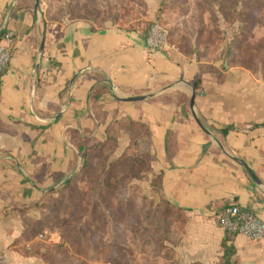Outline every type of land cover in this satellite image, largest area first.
Returning <instances> with one entry per match:
<instances>
[{"label":"crops","instance_id":"crops-1","mask_svg":"<svg viewBox=\"0 0 264 264\" xmlns=\"http://www.w3.org/2000/svg\"><path fill=\"white\" fill-rule=\"evenodd\" d=\"M34 4L0 0V31L12 32L11 59L0 72L7 264L38 263L55 238L33 230L48 218L44 200L109 140L110 161L149 154L161 196L186 218L184 264H220L221 208L236 204L264 221V55L236 53L223 40L209 52L149 51L142 27L45 24ZM137 96L144 99L128 100ZM225 126L232 128L222 134ZM228 243L236 264H264V239L236 234Z\"/></svg>","mask_w":264,"mask_h":264},{"label":"rangeland","instance_id":"rangeland-1","mask_svg":"<svg viewBox=\"0 0 264 264\" xmlns=\"http://www.w3.org/2000/svg\"><path fill=\"white\" fill-rule=\"evenodd\" d=\"M38 4L45 24L87 20L96 26H139L146 36L151 24L158 22L175 51L209 52L223 40L233 43L236 53L264 55V0H38ZM114 146L109 140L91 150L69 183L44 200L48 218L33 230H46L47 238L51 233L55 238L42 256L38 252L34 264H184L186 218L161 196L159 176L150 173L149 154L132 151L110 161Z\"/></svg>","mask_w":264,"mask_h":264},{"label":"built area","instance_id":"built-area-1","mask_svg":"<svg viewBox=\"0 0 264 264\" xmlns=\"http://www.w3.org/2000/svg\"><path fill=\"white\" fill-rule=\"evenodd\" d=\"M12 32L5 30L0 35V72L5 70L11 59L10 42ZM149 51L172 52L177 48L167 41L164 28L153 22L144 36ZM219 225L230 235L242 234L252 240L264 239V221L248 211H242L236 204H230L217 212ZM8 258L0 248V264H7Z\"/></svg>","mask_w":264,"mask_h":264},{"label":"trees","instance_id":"trees-1","mask_svg":"<svg viewBox=\"0 0 264 264\" xmlns=\"http://www.w3.org/2000/svg\"><path fill=\"white\" fill-rule=\"evenodd\" d=\"M160 5V4H159ZM242 29V28H241ZM5 30H1L0 31V35L4 32ZM235 43V42H234ZM197 82H198V79H195L194 81H193V86H194V88L196 89V88H198V84H197ZM232 128V126H225V127H222V128H220L219 129V131L222 133V134H225V133H227V131L229 130V129H231ZM119 160V159H118ZM117 160V161H118ZM120 160H121V158H120ZM87 161V157H84V160L82 161V166H83V164L85 163ZM69 183V179H67L65 182H64V185L66 184H68ZM230 236H232V235H230V234H228V233H226L225 232V236H224V238L222 239V241H221V249H222V255H221V264H236V261L232 258L233 257V254H234V252H235V249H234V247L230 244V243H228L229 242V239H230Z\"/></svg>","mask_w":264,"mask_h":264},{"label":"water","instance_id":"water-1","mask_svg":"<svg viewBox=\"0 0 264 264\" xmlns=\"http://www.w3.org/2000/svg\"><path fill=\"white\" fill-rule=\"evenodd\" d=\"M34 9L36 11H38V0H35ZM39 49H40V52H41V50H42V43L40 44V48ZM141 99H144V97L143 96H137V97H133V98H128V100H141ZM189 104H190V109L193 110V106H194V97L193 96L190 98ZM194 118H195L197 124L203 130L206 131V128L201 124V122L199 121V119H197V117L195 115H194ZM235 160H236V162H238L240 165H242L245 168V170L247 171V173L249 174V176L254 180V182L259 183V180L255 176V174L253 173V171L244 162H242L241 160H238V159H235Z\"/></svg>","mask_w":264,"mask_h":264}]
</instances>
